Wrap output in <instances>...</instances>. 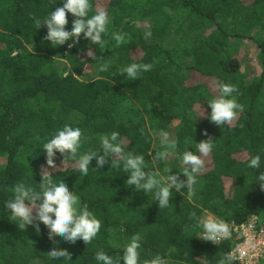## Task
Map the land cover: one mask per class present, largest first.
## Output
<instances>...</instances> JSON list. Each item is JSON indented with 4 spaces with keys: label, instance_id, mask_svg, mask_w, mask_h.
<instances>
[{
    "label": "trees",
    "instance_id": "16d2710c",
    "mask_svg": "<svg viewBox=\"0 0 264 264\" xmlns=\"http://www.w3.org/2000/svg\"><path fill=\"white\" fill-rule=\"evenodd\" d=\"M62 2L0 0V264H65L48 256L53 246L71 254L69 264H96L99 251L122 256L137 233L140 264L157 255L168 264H220L237 239L216 245L203 240L206 217L235 224L250 215L264 219L258 184L264 183V0H91L93 13L105 8L110 14L105 45L81 38L75 47L68 41L53 48L43 40L46 27L37 29L33 18H46ZM73 19L68 14L69 30ZM114 33L125 34V43L117 45ZM243 40L259 49L257 76L241 69ZM136 51L138 59L132 57ZM105 62L109 70L100 72ZM131 63L153 67L129 81L120 70ZM193 74L214 80L215 95L202 82L190 83ZM217 82L235 85L234 97L243 106L223 127L208 119L207 104L219 96ZM65 124L82 129L81 153L100 150L101 137L118 132L125 150L143 155L149 170L163 176L171 168L169 174L181 179L186 150L195 151V143L208 137L216 146L203 157L209 163L197 174L194 194L174 192L166 208L126 186L128 174L112 169L113 158L96 171L93 160L89 175L82 176L74 160L57 153L54 162L62 167L53 178L63 179L102 227L88 245L59 236L54 244L43 225L40 234L20 228L4 203L21 181L39 187L47 167L43 145ZM165 136L177 148L154 165V154L166 148ZM257 154L261 167L249 169Z\"/></svg>",
    "mask_w": 264,
    "mask_h": 264
},
{
    "label": "clouds",
    "instance_id": "9594fccd",
    "mask_svg": "<svg viewBox=\"0 0 264 264\" xmlns=\"http://www.w3.org/2000/svg\"><path fill=\"white\" fill-rule=\"evenodd\" d=\"M68 14L74 17L70 30L67 28ZM33 20L37 29L41 26L46 27L43 40L50 42L53 48L64 46L68 41H71L68 44L69 48L75 47L81 38L88 40L91 45L104 46V34L108 32L111 23L110 14L105 8H99L93 13L91 0H63L62 6L51 10L46 18L34 17ZM150 35V32L146 33V37ZM113 39L117 45H121L125 43L126 37L125 34L114 33ZM109 67L108 63H101L99 71L107 72ZM152 67L153 65L148 63H131L120 71L129 81H136L143 73L151 71ZM217 87L219 96L207 104L211 109L208 119L218 127H223L231 123L238 112L243 111V106L234 97V93L238 91L235 85L217 82ZM204 135L207 133L205 132ZM81 137L82 129L79 126L65 124L58 129L43 145L47 167L42 166L39 187L21 181L14 186V196L4 203V210L9 213V218L18 222L20 228L24 230L31 226L37 234H40L43 225L47 229L48 238L53 240L54 244L60 243L55 240V237L59 236L69 244H75L80 240L88 245L97 238L102 227V222L97 216L86 205H80V198L69 189L64 180L53 178V170L56 168L54 158L57 153L62 154L63 161L74 160L77 164L76 171L82 176L89 175L93 160L96 162V167L91 170L96 171L106 164L109 165V159L113 158L112 169L128 174L126 186H131L135 192L151 194L160 208H166L174 192L181 193L187 189L189 195L194 194L198 183L197 174L204 168L203 157H207L216 146V141L208 137L195 143V151L186 150L182 155L184 165L182 174L186 179H181L179 174H169L171 168L165 169L167 174L163 176L155 167L149 170L143 155L125 150L118 132L103 135L100 141L101 149L98 151L89 150L81 153ZM165 143V150L154 154V165L165 161L177 148L176 142H168L167 136ZM100 152L102 155L98 154ZM247 166L249 169H259L261 156L259 154L251 156ZM260 180L264 181V175L260 176ZM258 184L264 189V183ZM226 223L228 222L206 220L201 225L202 239L215 244L228 238L231 233ZM141 241V234L132 235L127 245L122 248L123 255H117L116 258L104 251L97 252L96 264H120L121 260L123 264H140ZM47 253L50 258L63 260L65 264H69L71 260V254L66 249L56 246L51 247ZM147 264H168V260L157 255ZM220 264H232V257L225 256Z\"/></svg>",
    "mask_w": 264,
    "mask_h": 264
},
{
    "label": "built area",
    "instance_id": "2783aa9c",
    "mask_svg": "<svg viewBox=\"0 0 264 264\" xmlns=\"http://www.w3.org/2000/svg\"><path fill=\"white\" fill-rule=\"evenodd\" d=\"M206 220L209 219L206 218ZM226 224L230 228V236L215 244H220L232 238L237 239L229 251L232 264H264V219H260L256 215H250L241 224H235L234 222Z\"/></svg>",
    "mask_w": 264,
    "mask_h": 264
},
{
    "label": "rangeland",
    "instance_id": "374dc122",
    "mask_svg": "<svg viewBox=\"0 0 264 264\" xmlns=\"http://www.w3.org/2000/svg\"><path fill=\"white\" fill-rule=\"evenodd\" d=\"M244 1L246 2V4L250 3V0H244ZM258 52H259V49L253 43H251L250 41H247V40L242 41V48H241L240 54L237 56V58L240 62L241 69L243 71L247 69L248 71L252 72L253 75H255V76L259 75V73L261 71V66H260L259 61H258ZM139 56H140V53L137 51L132 53V57L135 59H138ZM85 76L87 77V79L94 78L92 74L86 73ZM199 82L204 83L207 86V88L215 95V93H216V82L214 80L202 79L198 75L193 74V76L190 79V83H199ZM2 162L3 161H0V164ZM207 163H209V160H207L205 158L204 165H206ZM181 165L184 167L183 164H181ZM55 166H56V168L62 167L61 165H58L56 162H55ZM228 185H229V183H228ZM207 219L215 220L211 216H209Z\"/></svg>",
    "mask_w": 264,
    "mask_h": 264
}]
</instances>
